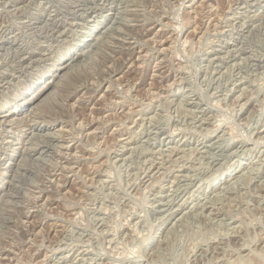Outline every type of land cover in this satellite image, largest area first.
Listing matches in <instances>:
<instances>
[{
	"label": "rangeland",
	"instance_id": "obj_1",
	"mask_svg": "<svg viewBox=\"0 0 264 264\" xmlns=\"http://www.w3.org/2000/svg\"><path fill=\"white\" fill-rule=\"evenodd\" d=\"M0 264H264V0H0Z\"/></svg>",
	"mask_w": 264,
	"mask_h": 264
},
{
	"label": "bare ground",
	"instance_id": "obj_2",
	"mask_svg": "<svg viewBox=\"0 0 264 264\" xmlns=\"http://www.w3.org/2000/svg\"><path fill=\"white\" fill-rule=\"evenodd\" d=\"M51 23V22H50ZM28 115V114H27ZM32 119V118H31ZM27 121V120H26ZM2 133V132H1ZM54 133V132H53ZM37 136V135H36ZM39 136V135H38ZM29 138V137H28ZM42 139V138H41ZM49 140V139H48ZM43 143V142H42ZM23 144V143H22ZM37 144V143H36ZM47 144V143H46ZM19 165V164H18ZM22 177V176H21Z\"/></svg>",
	"mask_w": 264,
	"mask_h": 264
}]
</instances>
